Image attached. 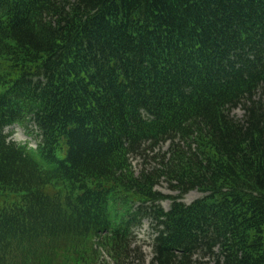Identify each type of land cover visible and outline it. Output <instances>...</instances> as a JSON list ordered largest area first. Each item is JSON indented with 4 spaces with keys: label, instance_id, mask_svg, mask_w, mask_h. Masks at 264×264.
<instances>
[{
    "label": "trees",
    "instance_id": "trees-1",
    "mask_svg": "<svg viewBox=\"0 0 264 264\" xmlns=\"http://www.w3.org/2000/svg\"><path fill=\"white\" fill-rule=\"evenodd\" d=\"M165 143L167 211L129 160ZM3 194L0 264L98 235L134 264L144 218L149 264H264V0H0Z\"/></svg>",
    "mask_w": 264,
    "mask_h": 264
},
{
    "label": "rangeland",
    "instance_id": "rangeland-1",
    "mask_svg": "<svg viewBox=\"0 0 264 264\" xmlns=\"http://www.w3.org/2000/svg\"><path fill=\"white\" fill-rule=\"evenodd\" d=\"M234 113L237 116L241 115L240 110H235ZM4 133L9 136L11 141L20 146L27 144L31 149L36 147L34 138L35 127L32 124H27L25 127H9L5 129ZM168 148L169 144L165 143L149 155L145 154L148 155L147 157L131 156L129 159L135 175L140 174L141 170H144V173H153L149 174V176L155 177L154 190L161 195L162 200L159 206L164 211L168 210L170 200L163 197L175 196L178 195V192L172 191L166 179L159 177L161 171L154 172L155 169H160V160L158 159L154 162L149 160V158L155 156L156 153L164 155ZM52 192L50 190L49 193L51 194ZM201 196L200 192L193 190L183 197L182 202L190 204ZM15 199L13 195L3 194V196H0V207L12 203ZM154 225L150 219L144 218L139 227L133 229L129 235L122 239L123 246L127 251L126 253H128V263L133 261L134 264H149L152 257L151 244L156 231ZM106 238L107 236L98 235L91 236V238L88 236V239L68 237L54 242H49V240L47 242H37L32 245L33 247L37 245L36 247L38 248L33 249L30 255L24 254V248H21L16 257V264H75L76 260H81L84 264H116V258L119 259L116 246L110 248L107 245Z\"/></svg>",
    "mask_w": 264,
    "mask_h": 264
}]
</instances>
